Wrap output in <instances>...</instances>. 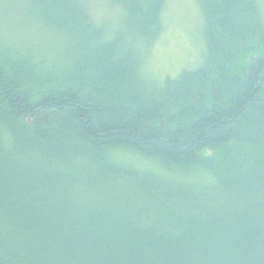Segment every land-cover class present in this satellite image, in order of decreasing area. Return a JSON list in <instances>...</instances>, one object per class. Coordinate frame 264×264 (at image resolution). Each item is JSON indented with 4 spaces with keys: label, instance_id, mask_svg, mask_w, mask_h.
Returning <instances> with one entry per match:
<instances>
[{
    "label": "trees",
    "instance_id": "16d2710c",
    "mask_svg": "<svg viewBox=\"0 0 264 264\" xmlns=\"http://www.w3.org/2000/svg\"><path fill=\"white\" fill-rule=\"evenodd\" d=\"M194 1L195 65L158 78L167 0L1 4L0 264H264V21Z\"/></svg>",
    "mask_w": 264,
    "mask_h": 264
},
{
    "label": "rangeland",
    "instance_id": "374dc122",
    "mask_svg": "<svg viewBox=\"0 0 264 264\" xmlns=\"http://www.w3.org/2000/svg\"><path fill=\"white\" fill-rule=\"evenodd\" d=\"M10 0H0V34L6 35L7 28L11 26H22L25 22L15 19L19 8L6 6ZM90 5L95 16L115 24L117 13L108 0H91ZM4 3L3 5H1ZM194 0H167L162 13L163 32L154 42L148 54L145 64L148 76L163 77L164 75L176 76L186 65L193 66L196 56L203 45L201 35L202 17ZM110 8V10H109ZM110 14L106 15L104 12ZM258 12L264 21V0H258ZM12 15L13 17L6 18ZM23 19L25 16L22 15ZM201 19V20H200ZM19 30V29H17ZM198 59V58H197Z\"/></svg>",
    "mask_w": 264,
    "mask_h": 264
}]
</instances>
